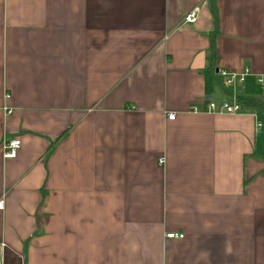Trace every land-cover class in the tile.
<instances>
[{
  "label": "crops",
  "instance_id": "1",
  "mask_svg": "<svg viewBox=\"0 0 264 264\" xmlns=\"http://www.w3.org/2000/svg\"><path fill=\"white\" fill-rule=\"evenodd\" d=\"M216 6L213 65L207 0H0L3 264H264V112L207 113L264 105V0Z\"/></svg>",
  "mask_w": 264,
  "mask_h": 264
},
{
  "label": "built area",
  "instance_id": "2",
  "mask_svg": "<svg viewBox=\"0 0 264 264\" xmlns=\"http://www.w3.org/2000/svg\"><path fill=\"white\" fill-rule=\"evenodd\" d=\"M200 14V7L193 8L186 16L183 18L184 24H195L198 20ZM248 70H245L241 74L231 73L226 70H219L218 75L223 80L224 87L234 88L237 84H242L245 81L246 76L248 75ZM193 112L197 113V109H193ZM242 111V106L238 103L235 97H232L229 101L224 102L220 105L214 104L212 102L207 105V113L209 114H227L235 115L239 114ZM7 114H11L10 111H7ZM170 121L175 120V115H170L168 118ZM263 124L260 122L256 123V134H261ZM21 146L19 140H11L5 143L4 145V157L6 159H13L16 157L17 151ZM164 160H160V164H163ZM4 203L0 202V210H3ZM168 239L179 238L183 239V235L169 234L167 235ZM7 248L5 242H0V264H3V252Z\"/></svg>",
  "mask_w": 264,
  "mask_h": 264
},
{
  "label": "trees",
  "instance_id": "3",
  "mask_svg": "<svg viewBox=\"0 0 264 264\" xmlns=\"http://www.w3.org/2000/svg\"><path fill=\"white\" fill-rule=\"evenodd\" d=\"M208 4H209V8H210V13L212 15V18L214 20V32L211 35V51H212V64L214 65V62L216 60V49H215V40L216 37L219 34V24H218V10H217V6H216V0H207ZM238 103L242 106V108L244 107H249V108H254V109H259L262 110L264 112V105L259 102L258 100H246V99H237ZM263 159H264V153L262 155Z\"/></svg>",
  "mask_w": 264,
  "mask_h": 264
}]
</instances>
